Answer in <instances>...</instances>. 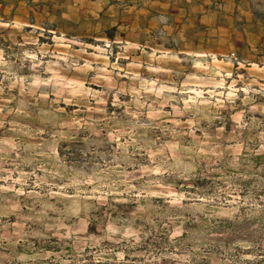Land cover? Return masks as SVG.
Segmentation results:
<instances>
[{"label":"rangeland","instance_id":"obj_1","mask_svg":"<svg viewBox=\"0 0 264 264\" xmlns=\"http://www.w3.org/2000/svg\"><path fill=\"white\" fill-rule=\"evenodd\" d=\"M216 3L0 0V264H264V24Z\"/></svg>","mask_w":264,"mask_h":264},{"label":"crops","instance_id":"obj_2","mask_svg":"<svg viewBox=\"0 0 264 264\" xmlns=\"http://www.w3.org/2000/svg\"><path fill=\"white\" fill-rule=\"evenodd\" d=\"M189 8L195 9L196 17H200L203 20V16L211 14V12H217L216 2L217 0H185ZM222 7L220 10L228 12L231 16L241 15L248 18L249 22L255 24H264V16H260L254 9L252 3L249 0H221ZM258 3L264 5V0H257ZM245 18V19H246ZM247 20V19H246ZM260 26H257L259 28Z\"/></svg>","mask_w":264,"mask_h":264}]
</instances>
